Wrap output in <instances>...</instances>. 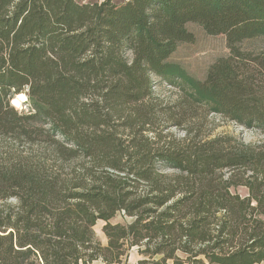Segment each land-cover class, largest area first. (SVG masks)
Segmentation results:
<instances>
[{
  "label": "trees",
  "instance_id": "trees-1",
  "mask_svg": "<svg viewBox=\"0 0 264 264\" xmlns=\"http://www.w3.org/2000/svg\"><path fill=\"white\" fill-rule=\"evenodd\" d=\"M187 22L229 50L203 80L168 61ZM259 37L264 0H0V264H123L133 247L137 264L264 263V143L189 126L196 106L264 134L247 76L264 55L239 47Z\"/></svg>",
  "mask_w": 264,
  "mask_h": 264
},
{
  "label": "rangeland",
  "instance_id": "rangeland-1",
  "mask_svg": "<svg viewBox=\"0 0 264 264\" xmlns=\"http://www.w3.org/2000/svg\"><path fill=\"white\" fill-rule=\"evenodd\" d=\"M80 1V0H78ZM118 3L124 0H113ZM185 28L192 33L193 41L179 42L174 51L170 54L168 61L181 67L189 76L203 80L206 76L209 67L219 58L226 57L229 50L226 46L225 36L223 34H208L203 27L195 22H187ZM240 49L249 54L252 58H258L264 55V38H253L244 40L240 45ZM252 67L247 76L249 80L254 81L255 84L264 82V75L259 69L250 64ZM152 90L155 95L163 99L164 102L173 103L180 96V90L177 87L168 85L163 81H159L155 76L151 75ZM12 100L10 101V103ZM18 112L26 111L28 109L27 101H22L15 106ZM195 116L190 119L189 125L192 128L193 134H198L199 137H217L222 136L230 144L235 142H243L249 145H259L264 143V134L257 128H248L237 122L223 116L220 113L209 112L203 107L194 106ZM169 137L179 139L183 137V130L181 127H167L164 129ZM11 141L9 139H1L0 145H8ZM226 172V171H225ZM230 191L238 193L241 196L247 195V189L243 186L230 187ZM112 223H124L129 221V218L124 217L121 213H117L110 219ZM105 222L97 220L93 226V231L96 238L102 245H106L107 239L102 232V226ZM141 258L137 254L136 248L130 249L126 260L123 264H137L136 259ZM90 264H104L100 259L93 261ZM170 264V262L168 263ZM264 264V263H256Z\"/></svg>",
  "mask_w": 264,
  "mask_h": 264
},
{
  "label": "bare ground",
  "instance_id": "bare-ground-1",
  "mask_svg": "<svg viewBox=\"0 0 264 264\" xmlns=\"http://www.w3.org/2000/svg\"><path fill=\"white\" fill-rule=\"evenodd\" d=\"M27 100V96L24 94V93H19L17 95H15L13 98H12V102L11 104L12 105H19L22 101H26Z\"/></svg>",
  "mask_w": 264,
  "mask_h": 264
},
{
  "label": "crops",
  "instance_id": "crops-1",
  "mask_svg": "<svg viewBox=\"0 0 264 264\" xmlns=\"http://www.w3.org/2000/svg\"><path fill=\"white\" fill-rule=\"evenodd\" d=\"M80 1H82V2H88V1H101V0H80ZM136 259V258H135ZM138 259V258H137ZM136 259V260H137Z\"/></svg>",
  "mask_w": 264,
  "mask_h": 264
}]
</instances>
